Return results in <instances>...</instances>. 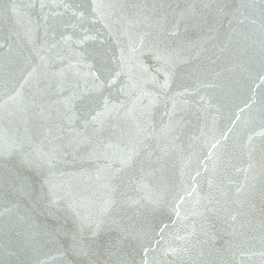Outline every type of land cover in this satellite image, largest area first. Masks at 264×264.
I'll list each match as a JSON object with an SVG mask.
<instances>
[{
	"label": "water",
	"instance_id": "obj_1",
	"mask_svg": "<svg viewBox=\"0 0 264 264\" xmlns=\"http://www.w3.org/2000/svg\"><path fill=\"white\" fill-rule=\"evenodd\" d=\"M0 264H264V0H0Z\"/></svg>",
	"mask_w": 264,
	"mask_h": 264
}]
</instances>
